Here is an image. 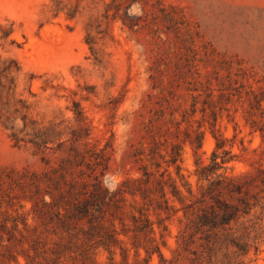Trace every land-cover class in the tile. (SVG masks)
<instances>
[{
    "label": "rangeland",
    "instance_id": "1",
    "mask_svg": "<svg viewBox=\"0 0 264 264\" xmlns=\"http://www.w3.org/2000/svg\"><path fill=\"white\" fill-rule=\"evenodd\" d=\"M0 54L50 142L0 125V264H190V191L261 185L264 0H0Z\"/></svg>",
    "mask_w": 264,
    "mask_h": 264
},
{
    "label": "trees",
    "instance_id": "2",
    "mask_svg": "<svg viewBox=\"0 0 264 264\" xmlns=\"http://www.w3.org/2000/svg\"><path fill=\"white\" fill-rule=\"evenodd\" d=\"M54 1L58 6L60 0ZM69 18H73L72 14ZM88 41L97 57L98 52L92 47L95 42L90 36ZM21 76L22 68L18 62L0 54V125L11 132L10 137L16 145L25 141V136H32L30 143L47 147L50 142L42 133L45 127L41 129L31 117L34 103L30 100L36 97L31 89L32 80L25 83L20 93ZM75 113L80 114L77 110ZM18 120L23 122V129L17 127ZM219 177L201 193V197L190 191L197 200L195 203L206 205L195 219L197 228L205 234L202 249L190 264H252V250L257 253L258 243L264 241V174L260 178L261 185L255 187L241 183V176ZM168 262L161 255V264Z\"/></svg>",
    "mask_w": 264,
    "mask_h": 264
}]
</instances>
